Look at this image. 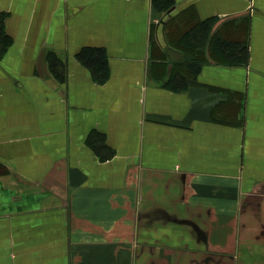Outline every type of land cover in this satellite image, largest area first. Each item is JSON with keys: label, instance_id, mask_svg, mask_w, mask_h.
<instances>
[{"label": "crops", "instance_id": "crops-1", "mask_svg": "<svg viewBox=\"0 0 264 264\" xmlns=\"http://www.w3.org/2000/svg\"><path fill=\"white\" fill-rule=\"evenodd\" d=\"M1 14L0 264H264V0Z\"/></svg>", "mask_w": 264, "mask_h": 264}, {"label": "trees", "instance_id": "trees-1", "mask_svg": "<svg viewBox=\"0 0 264 264\" xmlns=\"http://www.w3.org/2000/svg\"><path fill=\"white\" fill-rule=\"evenodd\" d=\"M3 32L4 31L2 30V28H0V36L2 35V37L7 38V36ZM50 54L52 55V52ZM101 56H103V54H100V58H101ZM98 60H100L99 57H95L94 61H98ZM188 62H191V61H187L186 63H188ZM49 64H50V69H51L53 75H55L57 77H64V69H63L62 63L60 61H54L52 58V59H50Z\"/></svg>", "mask_w": 264, "mask_h": 264}, {"label": "rangeland", "instance_id": "rangeland-1", "mask_svg": "<svg viewBox=\"0 0 264 264\" xmlns=\"http://www.w3.org/2000/svg\"><path fill=\"white\" fill-rule=\"evenodd\" d=\"M3 16H4V14H1V15H0V21L2 20V17H3Z\"/></svg>", "mask_w": 264, "mask_h": 264}]
</instances>
